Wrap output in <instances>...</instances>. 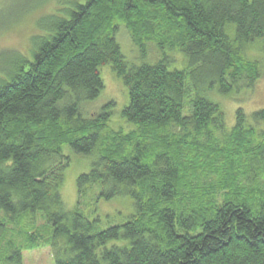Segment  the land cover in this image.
<instances>
[{
    "label": "trees",
    "instance_id": "1",
    "mask_svg": "<svg viewBox=\"0 0 264 264\" xmlns=\"http://www.w3.org/2000/svg\"><path fill=\"white\" fill-rule=\"evenodd\" d=\"M52 1L28 55H0V264L44 243L54 264H264V108L250 119L238 108L227 129L208 97L260 76L245 47L264 41V0H30L23 10ZM120 25L154 62L125 60ZM179 53L184 67L171 68ZM103 64L126 86L127 131L109 128L113 102L82 111L104 88ZM65 147L93 157L70 211ZM88 190L130 197L134 212L96 229L79 209Z\"/></svg>",
    "mask_w": 264,
    "mask_h": 264
},
{
    "label": "rangeland",
    "instance_id": "2",
    "mask_svg": "<svg viewBox=\"0 0 264 264\" xmlns=\"http://www.w3.org/2000/svg\"><path fill=\"white\" fill-rule=\"evenodd\" d=\"M29 2L30 0H0V55L10 51L28 55L31 49L30 40L34 34L39 33L35 25L36 19L42 14H49L53 10L57 11V4L54 1L48 2L43 6L23 10L24 7L29 5ZM115 37L125 60L129 63L140 64L142 62L152 63L155 61L154 59L157 57L156 50L149 44L147 45L148 51L143 53L146 49L144 48L143 51L134 46L127 30L122 25L118 27ZM245 55L249 59L258 61L260 66V76L253 87L241 88L242 86H239L237 87L238 89L234 88V90L230 91L228 95L221 94L213 89L208 95L222 109L227 129L234 125L235 113L238 108H241L249 119V115L253 111L264 108L263 39L256 40L253 44L246 46ZM179 56L182 65L178 66L179 63L173 64L171 68L184 67L185 56L182 53H179ZM99 72L104 88L95 99L83 103V113L86 115L92 114L104 104L113 102L111 108L112 117L109 122L110 130L123 129L127 131L131 129L133 126L130 123L128 125V122L121 116L122 109L128 103L126 86L122 79L115 74L110 64L101 65ZM64 153L69 156L70 162L64 170V181L60 191L64 207L70 211L77 207L76 179L79 174L89 171L93 157L75 153L69 147H65ZM81 200L80 211L89 220L95 221L96 229L123 223L134 212L132 199L126 196L109 200H96L94 193L88 190ZM0 213L3 214L2 211ZM40 215V212H37L33 216L36 218L37 223L42 224L43 220L40 219ZM9 228L11 229L12 225H9ZM18 241L21 243L20 238ZM21 255L22 264H54L52 249L48 243L39 245L35 249L22 248Z\"/></svg>",
    "mask_w": 264,
    "mask_h": 264
}]
</instances>
